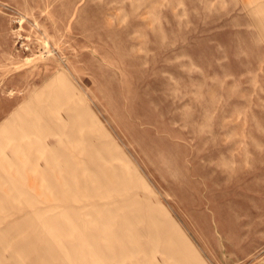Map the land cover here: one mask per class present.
Here are the masks:
<instances>
[{
  "label": "rangeland",
  "instance_id": "1",
  "mask_svg": "<svg viewBox=\"0 0 264 264\" xmlns=\"http://www.w3.org/2000/svg\"><path fill=\"white\" fill-rule=\"evenodd\" d=\"M32 263L264 264V0H0V264Z\"/></svg>",
  "mask_w": 264,
  "mask_h": 264
},
{
  "label": "bare ground",
  "instance_id": "2",
  "mask_svg": "<svg viewBox=\"0 0 264 264\" xmlns=\"http://www.w3.org/2000/svg\"><path fill=\"white\" fill-rule=\"evenodd\" d=\"M20 248V247H19ZM25 250V249H24ZM20 251V250H19ZM22 251V250H21ZM33 264V263H32Z\"/></svg>",
  "mask_w": 264,
  "mask_h": 264
}]
</instances>
